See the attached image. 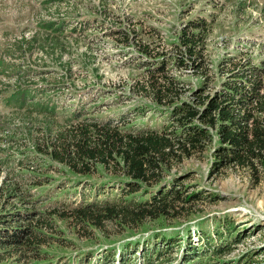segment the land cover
Returning a JSON list of instances; mask_svg holds the SVG:
<instances>
[{
	"label": "rangeland",
	"instance_id": "rangeland-1",
	"mask_svg": "<svg viewBox=\"0 0 264 264\" xmlns=\"http://www.w3.org/2000/svg\"><path fill=\"white\" fill-rule=\"evenodd\" d=\"M202 18L210 24L202 46V68L167 65L179 86L180 101L191 102L203 83L208 82L214 91L243 63H263L264 0H0V57L23 67L30 65L32 72L25 73L21 81L26 80L41 93L48 89L47 95L58 103L51 117L13 114L16 110L5 105V97L18 83V74L0 72V160L10 153H15L16 161L31 156L43 171L50 168L43 174L54 177L47 184L27 183L26 195L7 192V184L16 181L9 171L16 166L1 164L0 210H31L32 218L24 219V225L29 221L35 224L38 218L51 221L50 228L39 227L40 237L48 241L39 249L48 253L44 256L51 259L49 264H102L106 254H114L118 264V250L128 241H143L157 233L176 234L171 245L181 243L158 263L174 264L185 248L184 238L190 235L195 245L207 240V233L216 239L218 223L227 237L236 231L241 236L232 241L231 252L221 259L230 261L228 264H264V164L258 161L255 168H217V135L192 156L175 161L167 176L178 180L183 197L194 193L201 197L185 203L186 209L180 210L177 218H160L124 231L112 221L104 230L96 229L71 214L94 200L107 196L116 200L122 194L120 184L102 186V182L119 178L110 176L101 165L95 176L74 174L67 164L48 154L58 133L79 122L113 123L128 131L146 126L162 129L169 122V108L155 103L145 89L152 61L180 54L176 48L183 46L180 35ZM53 20L65 24L58 34L60 52L52 56L37 47L22 57L20 52L9 51L15 39L42 32L40 23ZM9 132L16 133L18 149L7 143ZM65 178L70 181L61 183ZM50 209L65 211L68 217L50 216ZM225 218L235 224L232 231L224 225ZM31 255L28 250L0 249V258L4 256L0 264L43 262ZM132 255L134 259L138 252Z\"/></svg>",
	"mask_w": 264,
	"mask_h": 264
},
{
	"label": "trees",
	"instance_id": "trees-1",
	"mask_svg": "<svg viewBox=\"0 0 264 264\" xmlns=\"http://www.w3.org/2000/svg\"><path fill=\"white\" fill-rule=\"evenodd\" d=\"M64 26L63 21H44L39 25L42 32L36 31L31 37L23 35L15 39L9 51L20 52L24 57L26 52H32L39 47L54 56L60 52L62 42L59 35ZM190 28V31L180 35L183 46L176 47L181 51L180 54L171 59L164 56L152 61V73L145 89L150 92L149 95L155 103L169 108V122L162 129L146 126L143 129L128 131L113 123L102 124L94 121L79 122L58 133L54 149L48 151L54 160L67 164L74 174L95 176L98 166L101 165L111 173L110 176L119 178L116 182H102V186L108 183L120 184L122 194L116 197V200L107 196L105 199L91 201L88 206L71 213L80 223L104 230L105 224L112 221L124 231L129 228L131 230L140 228L160 218L169 216L177 218L180 210L186 209L185 203H190L195 197L201 196L194 193L183 197L181 187L177 186L178 180L167 178L169 171L175 161H182L183 158L201 150L200 147L212 143L215 135L217 168L220 165L255 168L258 161L264 164V59L261 65L248 61L231 70L220 89L212 91L209 83L205 82L194 91L192 102L180 101L179 86L176 79L169 74L167 65L173 64L176 67L193 65L198 70L202 68L201 60L204 57L202 46L210 30V24L202 18L194 21ZM32 70L30 65L23 67L14 61H7V57H0V72L7 74L11 71L18 74L16 80L18 83L11 93L8 91L5 105L16 110L12 112L13 114L26 117L34 113L46 117L54 116L58 103L53 102L50 95H47L48 89L41 93L26 80L21 81L26 76L25 73ZM81 109L83 110V107ZM137 110L144 111L139 107ZM6 134L7 143L12 149L14 145L18 149L16 133ZM7 156L0 160V175L1 164L12 163L16 166L11 167L9 171V175H13L16 181L7 184V192L16 194L20 192L26 195L24 185L27 183L32 186L42 185L50 183L54 178L43 174L42 172H50V168L43 171L39 162L34 161L31 156L18 161L15 159V153ZM25 169L27 171H24ZM64 181L69 182L70 179L65 178L61 183ZM28 193L31 195L30 191ZM61 200H56V203ZM50 211H52L50 216L57 214L63 218L68 217L65 211L59 212L57 209ZM31 214V210H0V249L28 250L32 253L31 256L43 260L40 264H49L51 259L44 256L48 253L39 249L42 244L48 243L44 237H40L42 231L39 227L50 228L51 221L38 218L35 224L29 221L24 225L23 220L32 218ZM223 223L229 231L235 227L234 223H227L226 218ZM218 224L214 228L218 233L216 239L207 233L206 236L209 238L200 244H193L189 239V233V236L184 238L185 248L181 256L173 263L228 264L230 261L221 257L231 252L232 241L241 238L240 231L231 232L227 237L220 227L222 224ZM157 234L143 241H128L118 250V264H158L171 252V248L182 246L180 242L171 245L170 241L176 238V234ZM160 242L164 243L159 244ZM137 252L138 256L132 259V254ZM21 255L19 259H22ZM115 257L114 254H106L102 258V264H115ZM3 258L4 256H1L0 259ZM82 261L84 262V259ZM239 261L240 258L236 260Z\"/></svg>",
	"mask_w": 264,
	"mask_h": 264
}]
</instances>
